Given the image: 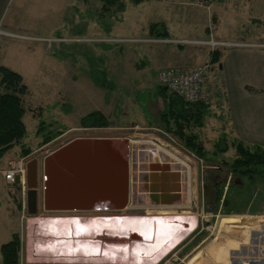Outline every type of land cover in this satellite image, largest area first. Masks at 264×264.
Returning <instances> with one entry per match:
<instances>
[{
	"label": "rangeland",
	"instance_id": "1",
	"mask_svg": "<svg viewBox=\"0 0 264 264\" xmlns=\"http://www.w3.org/2000/svg\"><path fill=\"white\" fill-rule=\"evenodd\" d=\"M23 1L24 3L8 0L6 13L13 14L24 7L27 10L25 20L30 22L32 17H37L40 25L33 33H20L22 35L12 36L16 39L9 38L10 45L1 51L0 66L20 74L28 88V94L23 99L27 137L0 157V172L12 161L27 164L37 160L39 191L42 195L44 159L74 139L107 140L114 145L119 144L121 153H125L128 161H131L135 152L138 153L135 148L147 146V140L154 143L153 140L157 139L165 142L164 148L176 153L179 158L190 160L193 167L191 189L194 199L191 209L174 210L167 218L183 217L181 213L188 211L191 212L190 217H195L196 223L195 228L179 242L172 244L165 255L158 256L150 263L147 261L146 264H188L213 238L215 229L223 218L256 220L259 223L252 230L262 229V181L253 182L248 178L240 179L235 176L232 178L227 169L211 163L210 158H207L208 161L200 158L182 146L177 139L170 140L168 134H163V131L161 133L151 123L154 117L158 120V114L163 110L161 101L153 104L159 93L158 73L168 68L157 69L158 60L163 59V56L165 59L166 56L172 62L165 63L171 67L205 64L206 50L210 46L206 47L195 41L206 40L220 21L223 30L237 32L241 36L264 30V17L259 14L260 0H230L222 14L212 10L214 5L207 10L194 6L192 0H149L138 6L128 1L126 12L111 21L114 24L111 38L106 37L95 21V9L100 6L95 0H58V15L54 9L56 0H53V12L51 0ZM262 11L263 9L260 12ZM120 20L122 22H118ZM157 22L167 25L170 38L151 39L152 47L146 50L141 46L149 38L148 28ZM18 43L20 48L15 46ZM161 47V50H165V55L156 53ZM145 54L151 56V59L147 58L149 61L142 57ZM93 71L105 74L104 88L97 87L91 80ZM97 77L100 78L99 75ZM202 104L209 108L211 103L209 101L208 104ZM93 112L101 113L108 125L98 127L92 126L93 122L90 120L83 121ZM160 125L162 126L161 122ZM45 137L51 139L44 142ZM136 141L144 143L136 144ZM208 149L212 150V147ZM25 151L28 153L24 154ZM225 157L229 160L235 158V150L231 148ZM214 186L218 193L216 201L207 205L210 196L206 187L213 189ZM25 192L23 185L7 184L0 174V264H3L1 246L10 242L13 237L19 242L18 264H136L134 261L107 262L110 258L102 261L97 257L89 259L86 254L83 258H79L82 254L78 255L75 261L61 263L51 253H46L45 256L31 253L29 220L35 217L68 215L72 212L47 213L40 205L37 215H28ZM132 199L127 207L133 204ZM111 206L110 209L106 207L104 210L94 211L97 218L157 219L159 216L147 214L144 209H114ZM186 217L188 216H184ZM243 232L232 229L226 234L229 239L235 240L241 239ZM258 246L261 251L255 257L229 255L228 264L232 263L230 258L237 260L235 264H239L241 258L247 259L248 264L257 263V260L258 264H263L264 245L254 246L248 241L246 247ZM58 254L63 257V253ZM67 254L72 256L71 252L67 251ZM200 256L195 264H219L212 261L208 252Z\"/></svg>",
	"mask_w": 264,
	"mask_h": 264
},
{
	"label": "bare ground",
	"instance_id": "2",
	"mask_svg": "<svg viewBox=\"0 0 264 264\" xmlns=\"http://www.w3.org/2000/svg\"><path fill=\"white\" fill-rule=\"evenodd\" d=\"M135 143L140 144L144 142L136 141ZM147 143H149L148 147L166 154L171 161L179 165L186 181L187 192L184 198L173 205H163L154 203L149 198L145 199L140 191L137 190L135 192V199L132 202L133 204L127 208L135 210L144 209L147 214H158L157 219H150L149 217L145 219H99L94 211L104 210L106 207L110 209L112 203L107 200H103L101 205H92L88 211L72 212L68 215L65 214L57 217H35L29 220V241L31 244L29 251L41 254L42 256H45L46 253H51L55 258L61 260L58 261L61 263L75 261L78 255L82 254L79 258L81 256L83 258L84 254H86L89 259L90 257H97L102 261L110 258L111 260L107 259V262L134 261L136 264H146L148 263L147 261L150 263L158 256L165 255L170 250L172 244L174 245L181 238L187 236L195 228L196 223L194 221L195 217H190L191 212L185 211L181 213L184 216H188L186 218L183 216L176 219H168L167 215L172 214L174 210L177 211L180 208L191 209L192 207L194 199L193 190L191 189L193 176L192 163L190 160L179 158L176 153L165 149L160 144ZM120 154L123 158L125 157V153L120 152ZM258 223V221L252 219L242 221L238 217L223 218L215 229L213 238L188 264H195V261L204 252L210 253L213 258L212 261L219 264H228L229 255L232 256L233 254L237 256L253 255L255 257L261 251L259 246L253 248L246 246L248 241L254 246L258 244L264 245V225L259 231L257 229L256 231L252 230ZM232 229L244 231V237L242 236L241 239L235 240L229 239L226 232ZM221 240L223 241L218 245ZM262 250L264 253V249ZM67 251L68 253L71 252L72 256H68ZM58 253H63V257H60L61 255ZM233 260L236 259L230 258V261ZM240 261L243 264H248L245 258L239 259ZM258 261L257 263L249 264H258Z\"/></svg>",
	"mask_w": 264,
	"mask_h": 264
},
{
	"label": "water",
	"instance_id": "3",
	"mask_svg": "<svg viewBox=\"0 0 264 264\" xmlns=\"http://www.w3.org/2000/svg\"><path fill=\"white\" fill-rule=\"evenodd\" d=\"M120 149L119 144L107 140L70 141L44 159L42 195L38 161L28 162L25 181L20 177L15 180L18 186L25 184L27 214L37 215L40 205L47 213L83 212L103 200L112 203L114 209H122L137 190L145 199L163 205H173L184 198L185 177L166 154L142 145L135 148L138 153L128 161ZM206 191L210 196L207 205H212L215 191L210 187ZM134 199L135 196L132 202Z\"/></svg>",
	"mask_w": 264,
	"mask_h": 264
},
{
	"label": "crops",
	"instance_id": "4",
	"mask_svg": "<svg viewBox=\"0 0 264 264\" xmlns=\"http://www.w3.org/2000/svg\"><path fill=\"white\" fill-rule=\"evenodd\" d=\"M7 2L8 0H0V55L1 51L10 45L9 38L16 39L12 36L33 33L40 25V19L37 17H32L30 22L25 20L27 10L24 7L19 8L13 14L6 13ZM19 2L24 3L23 0H19ZM229 3L230 0H221L214 5L212 10L222 14ZM259 4L261 8H259V14L261 13L263 18L264 0H260ZM54 9L58 15V0H56ZM262 9L263 13L260 12ZM51 11L53 12V0H51ZM220 23L221 21L206 40L195 42H205L210 36H213L218 42L240 45L214 50L219 51L221 55L218 62L212 63L211 76L204 88V95L211 104L204 119V126L201 129L193 130V133L199 136L207 150H209L208 147H213L222 134H227L230 139L241 140L250 147H264V30L260 29L254 34L241 36L237 32L223 30ZM147 36H149L148 31ZM143 43L142 48L151 49L152 40L150 38ZM19 45L20 43L15 44L16 47L20 48ZM161 49L163 47L158 49L156 53L165 55V50ZM206 52L205 62L211 61L213 51L209 47ZM142 57L145 60L148 57L151 59V56L146 54ZM165 62L172 61L166 56L164 59L163 56V59L158 60L157 69L170 66ZM200 65L196 64L195 66ZM159 101L162 102V109H165L164 99L157 94L153 104ZM189 122L191 121L184 120L186 126L189 125ZM151 123H153L152 126L159 128L161 133L163 131V134H168L170 140L175 138L172 134L166 133L164 125H160L159 119L154 117ZM147 141L152 142L151 140ZM153 142L161 143L160 145L163 147L166 146L165 142L157 139ZM260 214L264 215V206L261 208Z\"/></svg>",
	"mask_w": 264,
	"mask_h": 264
},
{
	"label": "trees",
	"instance_id": "5",
	"mask_svg": "<svg viewBox=\"0 0 264 264\" xmlns=\"http://www.w3.org/2000/svg\"><path fill=\"white\" fill-rule=\"evenodd\" d=\"M95 1L100 4L95 9V21L104 31L106 37L111 38L110 34L114 27L111 21L126 12V3L130 1L133 5L138 6L149 0ZM118 22H122V20ZM148 35L150 39L170 38L168 27L162 22L152 23L148 28ZM220 55L219 51H213L211 62H218ZM90 78L97 87H105L106 79L103 72L93 71ZM157 92L165 101V109L158 114V119L164 125L166 133L172 134L182 146L200 158L204 160L210 158L211 160H208L211 163L227 169L232 178L233 176L240 179L248 178L253 182L260 180L264 183V147H250L241 140L230 139L227 134H222L214 143L212 150H207L199 136L193 133V130L201 129L204 126L208 107L202 103H187L160 84ZM27 94L28 88L24 84L23 77L9 68L0 67V157L22 143L27 137V129L24 123L26 109L23 101ZM87 120L93 122L92 126L103 127L108 125L106 118L99 112L87 115L83 121ZM184 120L191 122L186 126ZM49 139L51 138L45 137L44 142L49 141ZM231 148L235 150V158L229 160L225 155ZM27 153L28 151L24 152V154ZM223 184L220 183V185ZM213 190L215 191V202L218 194L215 186ZM18 251L19 242L14 237L10 242L3 244L1 246L3 264H18Z\"/></svg>",
	"mask_w": 264,
	"mask_h": 264
},
{
	"label": "built area",
	"instance_id": "6",
	"mask_svg": "<svg viewBox=\"0 0 264 264\" xmlns=\"http://www.w3.org/2000/svg\"><path fill=\"white\" fill-rule=\"evenodd\" d=\"M219 1L221 0H192V4L196 7L210 10ZM198 43L209 45L212 51L218 48L237 46V44L218 42L213 36H210L205 42ZM212 69L213 64L210 61L200 66L168 67L159 71L158 82L170 93L182 98L187 103L208 104L209 101L204 95V88L211 76ZM25 172V162L12 161L0 174L7 184L13 185L17 177L22 179L25 177Z\"/></svg>",
	"mask_w": 264,
	"mask_h": 264
}]
</instances>
